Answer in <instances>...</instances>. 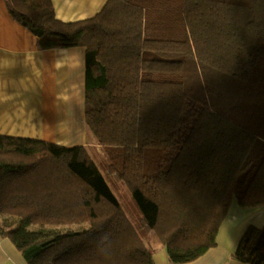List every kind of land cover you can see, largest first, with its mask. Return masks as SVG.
Instances as JSON below:
<instances>
[{"label":"trees","instance_id":"16d2710c","mask_svg":"<svg viewBox=\"0 0 264 264\" xmlns=\"http://www.w3.org/2000/svg\"><path fill=\"white\" fill-rule=\"evenodd\" d=\"M5 2L39 49H85V125L144 222L85 146L0 135V237L27 264H154L151 236L186 264L233 201L264 206V0H106L71 22L51 0ZM233 259L264 264V226Z\"/></svg>","mask_w":264,"mask_h":264},{"label":"crops","instance_id":"0c3cea01","mask_svg":"<svg viewBox=\"0 0 264 264\" xmlns=\"http://www.w3.org/2000/svg\"><path fill=\"white\" fill-rule=\"evenodd\" d=\"M64 22L94 17L106 0H51ZM85 49L41 50L28 27L17 23L0 0V135L64 147L89 146L84 120ZM264 206L243 209L232 202L219 227L216 247L186 264H242L233 259L248 223L244 215ZM260 215V214H259ZM0 264H27L7 238L0 237ZM173 264L167 253L159 263Z\"/></svg>","mask_w":264,"mask_h":264},{"label":"rangeland","instance_id":"374dc122","mask_svg":"<svg viewBox=\"0 0 264 264\" xmlns=\"http://www.w3.org/2000/svg\"><path fill=\"white\" fill-rule=\"evenodd\" d=\"M89 138L87 141L90 140L89 146H86L87 152L95 165L98 167L100 173L106 180L107 184L109 185L112 193L119 201V204L130 220V222L134 225V227L139 231L140 225H144V222L142 220L141 214L136 207L132 196L130 194L129 189L120 181L118 175L114 171L113 167L109 165V161L107 157L105 156V153L103 149H101L98 145H95L94 141L92 140V135L89 134ZM260 214V215H259ZM249 213L247 215H244L245 222L248 223V226H253L257 228H261L264 226V209L260 210V213ZM246 228V229H247ZM147 229V228H146ZM147 232L150 233V230L147 229ZM146 245L149 248H152L154 250V261L156 263H159L162 256L166 254L165 248L158 243V241L151 236L148 242L144 241ZM216 247V246H215ZM214 247V248H215Z\"/></svg>","mask_w":264,"mask_h":264}]
</instances>
